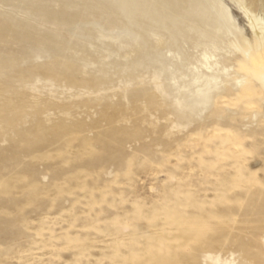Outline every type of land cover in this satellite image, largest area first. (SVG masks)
Instances as JSON below:
<instances>
[{
  "label": "rangeland",
  "instance_id": "1",
  "mask_svg": "<svg viewBox=\"0 0 264 264\" xmlns=\"http://www.w3.org/2000/svg\"><path fill=\"white\" fill-rule=\"evenodd\" d=\"M240 1L0 0V264H190L194 236L234 264L264 251V108L205 104L192 69L227 56L219 2L249 31ZM230 130L252 136L240 175Z\"/></svg>",
  "mask_w": 264,
  "mask_h": 264
},
{
  "label": "bare ground",
  "instance_id": "2",
  "mask_svg": "<svg viewBox=\"0 0 264 264\" xmlns=\"http://www.w3.org/2000/svg\"><path fill=\"white\" fill-rule=\"evenodd\" d=\"M262 2V1H261ZM240 9L244 16L248 19L247 30H242L238 25L227 28L222 24L234 21L232 14L226 10L224 4L219 2L217 9L218 19L216 20L217 27L215 28V34L218 36L228 34V51L226 57L220 59L213 53L204 52L201 56V60L198 61V66H193L195 84H205L204 89L198 90V96L203 99L205 104L219 105V99L226 96L230 99V105L233 107H240L246 112L254 111L255 109L264 108V17L262 15V3L248 0H241L239 2ZM214 8V9H215ZM230 26V24H229ZM253 39L254 44L251 43ZM214 50L217 52L219 48L214 45ZM223 62V63H222ZM205 72V73H204ZM205 74V75H204ZM232 99V100H231ZM256 115L252 116L255 120ZM242 133V132H241ZM240 131L230 130L229 136L226 139L225 150L227 154H224L225 162H228V166L232 167L236 172V175L243 174L244 165L243 161H247L244 157L247 153V149L244 148L243 141L252 136L245 134L242 138ZM221 137L219 135L213 136V139ZM224 137V136H222ZM232 146L234 149H232ZM243 154L242 156H240ZM244 158V159H243ZM243 160V161H242ZM235 161V164L229 162ZM227 166V167H228ZM216 168L215 166H213ZM228 175L229 172L225 171ZM225 174V176H227ZM181 195H184L183 203L178 202L179 207L183 208H195L198 201H194L196 194H193L191 190L186 193L183 192L178 197L181 200ZM179 200V201H180ZM168 208V207H166ZM179 212L182 215L179 219H190L194 214ZM176 212L171 214V220L169 223H174L177 219L174 217ZM196 217V216H195ZM206 224L200 223H182L176 227L178 230V238L185 240L184 235L192 233L198 234V228H205ZM166 240L165 236L158 237L157 242L164 244ZM187 243L188 260L190 264H197V258L199 255V248L208 245V250L205 251L204 258L209 264H234L231 261L223 260L220 256L214 255L211 251V247L214 246V242L204 243L199 241L195 236L191 238ZM160 252L161 247H157L154 244H149L146 249V254L152 256L148 262H152L156 253ZM246 255L243 257V264H264V251L261 249V243L257 239H253L248 248L244 249ZM132 260L138 258V256H130Z\"/></svg>",
  "mask_w": 264,
  "mask_h": 264
}]
</instances>
